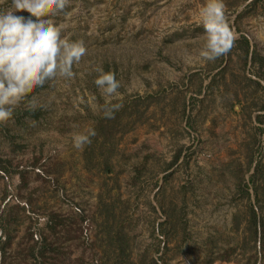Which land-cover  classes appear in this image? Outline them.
Returning a JSON list of instances; mask_svg holds the SVG:
<instances>
[{"label": "rangeland", "instance_id": "374dc122", "mask_svg": "<svg viewBox=\"0 0 264 264\" xmlns=\"http://www.w3.org/2000/svg\"><path fill=\"white\" fill-rule=\"evenodd\" d=\"M204 3L69 0L51 17L86 51L0 122V264H264V0H223L233 42L210 61Z\"/></svg>", "mask_w": 264, "mask_h": 264}, {"label": "clouds", "instance_id": "9594fccd", "mask_svg": "<svg viewBox=\"0 0 264 264\" xmlns=\"http://www.w3.org/2000/svg\"><path fill=\"white\" fill-rule=\"evenodd\" d=\"M68 3L69 0H10V7L0 10V122L12 116L16 105L34 87L57 77L73 76V64L86 51L83 41L62 37V26L51 18L66 14ZM22 10L30 15L14 14ZM198 17L203 28L199 57L210 61L227 53L233 35L226 22L223 0H205ZM94 70L97 76L93 83L102 95H117L120 82L115 75L99 67ZM120 107L119 103L110 104L103 115L112 118ZM95 134L94 128L74 133L73 146L82 148Z\"/></svg>", "mask_w": 264, "mask_h": 264}, {"label": "trees", "instance_id": "16d2710c", "mask_svg": "<svg viewBox=\"0 0 264 264\" xmlns=\"http://www.w3.org/2000/svg\"><path fill=\"white\" fill-rule=\"evenodd\" d=\"M242 42H243V44L245 46V50H244L245 51V55H247L248 54V43H247V40L245 38H242Z\"/></svg>", "mask_w": 264, "mask_h": 264}]
</instances>
